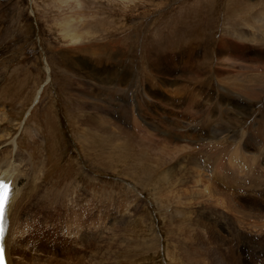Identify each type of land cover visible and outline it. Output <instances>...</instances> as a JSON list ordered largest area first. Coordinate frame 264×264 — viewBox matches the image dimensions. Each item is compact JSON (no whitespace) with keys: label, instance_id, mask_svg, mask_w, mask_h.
Instances as JSON below:
<instances>
[{"label":"rangeland","instance_id":"374dc122","mask_svg":"<svg viewBox=\"0 0 264 264\" xmlns=\"http://www.w3.org/2000/svg\"><path fill=\"white\" fill-rule=\"evenodd\" d=\"M239 2L0 0V171L43 167L14 264H264V0Z\"/></svg>","mask_w":264,"mask_h":264},{"label":"bare ground","instance_id":"6f19581e","mask_svg":"<svg viewBox=\"0 0 264 264\" xmlns=\"http://www.w3.org/2000/svg\"><path fill=\"white\" fill-rule=\"evenodd\" d=\"M37 100H38V98L35 97V100H34L35 102L34 103H36ZM104 121H102L100 118H97L95 120L94 117L91 116L89 113H84V112H80L79 111L77 125L80 124L82 127L83 126H86V127L95 126V128H91L90 131L93 130V129H96L99 133L102 134V137H104V133L106 132V126L105 125L108 126V123H106V121L105 122ZM108 128H109V130H112L110 127H108ZM76 130H77V128H76ZM79 131L84 132V130L82 128H80ZM90 131H89V133H90ZM116 136H119L118 133L115 134V137ZM15 147H16V144H15ZM13 149H11L10 151L9 150H5L6 151V158H8V155H7L8 153H10L11 151H12V153L16 151V150L14 151ZM16 156H18V157L16 158ZM13 159H14L13 162H11L9 165L8 164L5 165L4 167H6V168L0 171V179H4V180L9 181L12 184V187H13L12 194H11V197H10V200H9V205L7 207V212H6L7 234H6L5 240H4L5 252H6V256H7V260H8L9 264H14L13 261H12V254L17 256V255H19L20 250H23V247L25 249H27L25 243H28V240L25 237L26 236H32V235H30V233L28 234V233L24 232V230H23L24 228H23V224L21 222V218H22L24 207L27 205V203L30 200H32L33 198L39 196L40 193H41L40 192V186L37 185L36 182H37V179H39V174L41 172V169H43V167L39 166V165L37 167H33V165H30V167L28 169L29 174L22 175V173L20 171V165L16 166V165H14V162L17 161V162L21 163V162L24 161V159L21 156L16 155V154H15V157ZM46 162H47V160H46ZM14 173L16 175H14ZM28 175H29V177H30V175L32 176L31 177L32 182L30 184H28L26 182L28 185L26 184V186H24L23 185V181H22L21 178L24 177V176L28 177ZM21 186H22V189H21ZM42 191H43V189H42ZM67 198H64V199H67ZM39 200H41V197L39 198ZM48 200L54 201L51 198L48 199ZM58 201L59 200L55 199V202H58ZM67 201H70V200H67ZM46 204L49 206V208H53V207H51V204H49V203H46ZM45 208H46V206H44V207L41 206V201H38V202L35 203V209L34 210H30L31 211V215H35V216H37V215H47V216H50V217H54L53 215L55 213H52L51 211H47V210H45ZM72 216H74V219L76 218V214L75 213H72ZM55 217H56V215H55ZM41 222H43V220ZM69 223H70V226L69 225L68 226L71 227V229L68 227V229H66V230L70 229V233H71V231L74 230V223L75 222L72 221L71 219H69ZM55 224H57V223H55ZM55 224H54V226H55ZM56 228H57V226H56ZM80 228L83 229V227L81 225H80ZM73 232L76 234L79 231L76 230V231H73ZM68 233H69V231H68ZM39 234L40 233H38L36 235H39ZM12 237H13V239H12ZM88 239L89 238H88L87 235H83V236H81L79 241L81 243H84V242H87ZM88 241H90V240H88ZM32 250H33V247H32Z\"/></svg>","mask_w":264,"mask_h":264},{"label":"crops","instance_id":"0c3cea01","mask_svg":"<svg viewBox=\"0 0 264 264\" xmlns=\"http://www.w3.org/2000/svg\"><path fill=\"white\" fill-rule=\"evenodd\" d=\"M239 1H241V0H239ZM238 0H237V2H238V8L239 9H241L242 8V2H239ZM256 15L254 14V15H252V17H253V19H254V17H255ZM260 17H261V14H260ZM259 17V18H260ZM262 19L261 20H259V21H257V27H256V29L257 30H254L255 32H257V33H259V34H263V37H264V16L263 17H261ZM244 21V20H243ZM243 25H245V26H247V28L248 29H250V25H249V22H248V20L247 21H244V23H243ZM261 30H262V32H261ZM231 34H233V37H236V35L238 36V37H241V42L242 43H244V42H250V43H255L256 42V37L254 36V35H248L249 33H247L246 31H244V30H241V31H237V32H230ZM235 33H237V34H235ZM257 36H259V35H257ZM253 38H254V40L255 41H253ZM227 43V41H224L222 44H226ZM249 45V43H247V46ZM261 53H264V51H261V52H259V53H257L256 55H253V57L255 58V59H257L258 58V56L261 54ZM249 67H252V62H251V64L249 65ZM204 112L205 113H207V110H204Z\"/></svg>","mask_w":264,"mask_h":264},{"label":"snow or ice","instance_id":"6c2138e0","mask_svg":"<svg viewBox=\"0 0 264 264\" xmlns=\"http://www.w3.org/2000/svg\"><path fill=\"white\" fill-rule=\"evenodd\" d=\"M9 184L0 180V221L5 218L6 205L9 203ZM0 264H5L4 250L0 248Z\"/></svg>","mask_w":264,"mask_h":264}]
</instances>
